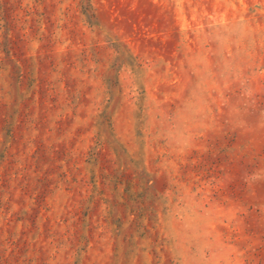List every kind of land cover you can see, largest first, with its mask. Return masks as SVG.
Wrapping results in <instances>:
<instances>
[{"label":"rangeland","instance_id":"1","mask_svg":"<svg viewBox=\"0 0 264 264\" xmlns=\"http://www.w3.org/2000/svg\"><path fill=\"white\" fill-rule=\"evenodd\" d=\"M0 264H264V0H0Z\"/></svg>","mask_w":264,"mask_h":264}]
</instances>
